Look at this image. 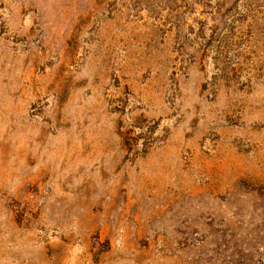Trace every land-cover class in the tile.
I'll list each match as a JSON object with an SVG mask.
<instances>
[{
	"label": "rangeland",
	"instance_id": "rangeland-1",
	"mask_svg": "<svg viewBox=\"0 0 264 264\" xmlns=\"http://www.w3.org/2000/svg\"><path fill=\"white\" fill-rule=\"evenodd\" d=\"M0 264H264V0H0Z\"/></svg>",
	"mask_w": 264,
	"mask_h": 264
}]
</instances>
